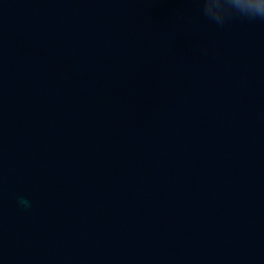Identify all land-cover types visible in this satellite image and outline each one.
I'll return each instance as SVG.
<instances>
[{"label": "water", "instance_id": "1", "mask_svg": "<svg viewBox=\"0 0 264 264\" xmlns=\"http://www.w3.org/2000/svg\"><path fill=\"white\" fill-rule=\"evenodd\" d=\"M0 264H264V19L0 0Z\"/></svg>", "mask_w": 264, "mask_h": 264}, {"label": "clouds", "instance_id": "2", "mask_svg": "<svg viewBox=\"0 0 264 264\" xmlns=\"http://www.w3.org/2000/svg\"><path fill=\"white\" fill-rule=\"evenodd\" d=\"M202 10L216 21L225 13L264 19V0H202Z\"/></svg>", "mask_w": 264, "mask_h": 264}]
</instances>
